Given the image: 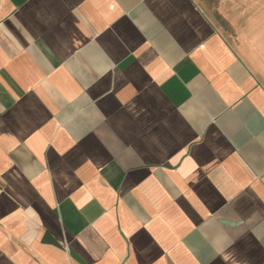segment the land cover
<instances>
[{
    "label": "crops",
    "instance_id": "obj_1",
    "mask_svg": "<svg viewBox=\"0 0 264 264\" xmlns=\"http://www.w3.org/2000/svg\"><path fill=\"white\" fill-rule=\"evenodd\" d=\"M0 264H264V0H0Z\"/></svg>",
    "mask_w": 264,
    "mask_h": 264
}]
</instances>
